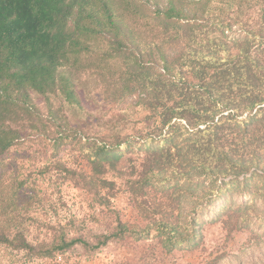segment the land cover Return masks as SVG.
<instances>
[{"label": "trees", "instance_id": "1", "mask_svg": "<svg viewBox=\"0 0 264 264\" xmlns=\"http://www.w3.org/2000/svg\"><path fill=\"white\" fill-rule=\"evenodd\" d=\"M32 143L87 167L42 175L102 208L121 187L138 220L31 240L37 187L0 180V247L50 260L153 238L193 254L206 225L256 222L246 248L207 264H264V0H0V158Z\"/></svg>", "mask_w": 264, "mask_h": 264}, {"label": "rangeland", "instance_id": "2", "mask_svg": "<svg viewBox=\"0 0 264 264\" xmlns=\"http://www.w3.org/2000/svg\"><path fill=\"white\" fill-rule=\"evenodd\" d=\"M80 80L85 82L88 76L83 74ZM36 103L44 113L47 112L43 98ZM54 103L57 104L56 101ZM88 107L97 109L92 105ZM51 153L50 149L42 151L36 143H32L14 148L4 158H0V180L5 185L10 181L27 179L28 187L36 186L39 192L35 207L29 210L26 217V228L31 240L50 237L53 235L50 228L58 225H68L72 234L93 239L95 235L109 233L115 227L117 217L123 222L138 220L128 195L121 187L117 188L111 205L102 208L94 205L91 197L72 182L54 183L57 171L42 175L41 169L57 160L74 169H87L79 154L70 148H65L55 158L51 157ZM221 205L222 201L218 202L217 208ZM255 223L250 231L232 234L220 224H208L203 232L202 246L193 254L180 251L166 254L153 238L141 241L130 238L124 242H111L96 251H86L76 246L68 253L50 260L32 258L24 252H10L0 247V264H207L223 253L227 254V259H233L232 255L246 248L254 232H261V227Z\"/></svg>", "mask_w": 264, "mask_h": 264}]
</instances>
